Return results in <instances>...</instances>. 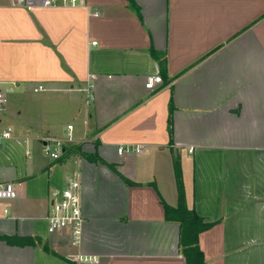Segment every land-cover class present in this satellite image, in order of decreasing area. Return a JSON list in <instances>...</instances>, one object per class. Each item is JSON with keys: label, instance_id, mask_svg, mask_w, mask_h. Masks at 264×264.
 Instances as JSON below:
<instances>
[{"label": "crops", "instance_id": "1", "mask_svg": "<svg viewBox=\"0 0 264 264\" xmlns=\"http://www.w3.org/2000/svg\"><path fill=\"white\" fill-rule=\"evenodd\" d=\"M134 1L0 0L1 123L14 130L0 175L18 191L0 214V264H73L69 234L45 217L74 175L93 264H187L166 210L179 204L175 159L185 206L208 224L205 264H264V0ZM45 134L64 141L59 159Z\"/></svg>", "mask_w": 264, "mask_h": 264}, {"label": "built area", "instance_id": "2", "mask_svg": "<svg viewBox=\"0 0 264 264\" xmlns=\"http://www.w3.org/2000/svg\"><path fill=\"white\" fill-rule=\"evenodd\" d=\"M56 0H48L49 4L55 3ZM64 5H80L84 0H62ZM95 43V42H94ZM156 80H160L156 77ZM152 82H148L151 86ZM48 85L40 83L33 90L35 92L48 90ZM92 87L89 85L86 89V102L93 100ZM8 102L7 92L0 88V149L14 137V130L8 124L1 123V112ZM68 130H72V125H68ZM43 151L52 159H58L64 149V141L56 136L45 134L41 137ZM141 147L133 144L119 145L117 151L120 154L129 152H139ZM18 195L15 182L4 179L0 175V214L9 215L10 209L3 206L5 201L16 198ZM47 228L49 233H68L72 250L68 256L73 264H93L99 262V258L89 255L81 250L85 217L81 204V181L78 176L71 177L66 186L62 189H54L51 192V203L48 213L46 214Z\"/></svg>", "mask_w": 264, "mask_h": 264}, {"label": "trees", "instance_id": "3", "mask_svg": "<svg viewBox=\"0 0 264 264\" xmlns=\"http://www.w3.org/2000/svg\"><path fill=\"white\" fill-rule=\"evenodd\" d=\"M129 2L131 3L133 8H137V9L139 8L134 0H129ZM154 52L156 58L159 61L160 73L165 79H167L166 52L165 51H154ZM170 109H172V105H170ZM172 122H173V116L170 113L169 131L172 130ZM70 153H78L84 156L85 158L93 161L102 160L96 149L92 152H89L84 150L82 146H73L72 149L70 150ZM174 168H175L177 187H178L179 204L177 206H166V210L167 213L170 214V216L173 219H176L180 223V227H181L180 243L182 248L181 250L186 257L187 264H205L203 253L198 245V234L201 230L205 229L208 226V224L203 222V220L197 215V213L194 210L189 209L187 206H185L183 202L184 190H183L182 169L178 159H175ZM122 178L125 182L127 183L129 182V179H127L125 176H122ZM8 240L12 244H21V245L27 244L29 241L28 238L19 237V236L9 237Z\"/></svg>", "mask_w": 264, "mask_h": 264}, {"label": "rangeland", "instance_id": "4", "mask_svg": "<svg viewBox=\"0 0 264 264\" xmlns=\"http://www.w3.org/2000/svg\"><path fill=\"white\" fill-rule=\"evenodd\" d=\"M91 152V151H90Z\"/></svg>", "mask_w": 264, "mask_h": 264}]
</instances>
